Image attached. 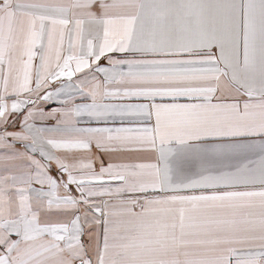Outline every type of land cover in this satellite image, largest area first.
<instances>
[{
    "label": "snow or ice",
    "instance_id": "snow-or-ice-1",
    "mask_svg": "<svg viewBox=\"0 0 264 264\" xmlns=\"http://www.w3.org/2000/svg\"><path fill=\"white\" fill-rule=\"evenodd\" d=\"M0 264H264V0H0Z\"/></svg>",
    "mask_w": 264,
    "mask_h": 264
}]
</instances>
